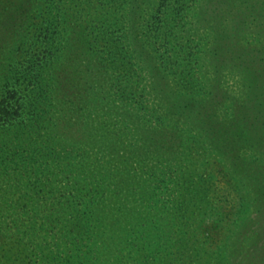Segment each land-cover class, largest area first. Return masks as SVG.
<instances>
[{
    "label": "rangeland",
    "instance_id": "rangeland-1",
    "mask_svg": "<svg viewBox=\"0 0 264 264\" xmlns=\"http://www.w3.org/2000/svg\"><path fill=\"white\" fill-rule=\"evenodd\" d=\"M100 1L106 7L101 24H108L101 31L111 29L107 39L99 37L97 30L100 31V27L95 28L90 21L96 18ZM104 1L83 0L76 4L77 0H72L59 10L60 13H71L75 8L72 13L76 14V19L65 24L64 36L70 42L63 49L66 53L55 52L52 60L56 76L53 86L57 88L58 98L52 100L53 104L47 110H44L43 102L35 120L52 116L49 130L54 129L57 136L68 138V142L61 144L56 138L57 142L47 149V144L39 141L47 135L41 134L34 122L27 123L26 114L25 122L18 126L19 132L23 133V128L29 127L38 137L36 144L25 148L27 153L23 152L21 158L29 157L28 163L38 158L41 164L44 162L43 169L47 167L46 161L49 162L53 183L58 182L56 186L47 184L43 197L48 195V199L57 201L61 192L65 195L73 192V187L65 184L63 175L68 174L75 163L80 166L81 153L77 151L87 149L86 156L94 167L99 160L97 155L104 153L99 148L108 145L109 154L116 158L109 156L108 163L117 162L120 153L127 158L126 163L120 162L122 172L113 173L122 177L129 172L135 178L128 185L119 187L129 198L126 202L144 203L148 208L163 207V210H172L176 216L183 213L190 217L189 236L195 234L194 240L202 243H192L194 240L190 237L191 248L199 246L201 254L206 249L216 257L221 253L217 249L221 245L224 248L222 264H264V126L250 128L248 133L254 139L245 143L234 134L244 121L236 120L233 125H227L228 114H244L230 110L227 96H232L234 101L242 93L237 73H264V0H254L250 10L245 8L249 20H245V12L240 11L237 19L244 20L237 24L231 38L215 48L217 51L207 44L203 49L197 46L200 34L207 30L204 27L210 22L218 24L227 10L216 0L202 5L204 13L199 21L192 23H189L190 11L176 14L173 8H177L178 3L173 0H166L159 12L156 9L163 0H135L132 4L138 9L130 15L127 11L122 13L120 7L117 9V6H123L118 2ZM187 5L188 2L183 3L184 9ZM10 20L2 18L1 25L16 28L17 21ZM89 31L94 32L89 34ZM123 32L128 34L129 38L124 40L130 46L116 42L115 38L124 36ZM3 34L0 33V37H4ZM18 34H10L7 38L14 40ZM87 35L96 39L92 49L81 41ZM208 37L205 35V42ZM2 40L0 43L7 47L9 41ZM43 46L36 48L39 51ZM110 52H117L116 57L110 59ZM4 58L3 53L0 61ZM3 71L0 68V75ZM211 81L218 83L213 85L214 97L184 110L182 104L186 93L181 96L177 92H184L189 87L203 91ZM92 88L100 93L91 95ZM260 90L261 87L258 93ZM257 100H248L250 109L245 114H264L259 111L261 108L264 111V99L262 102ZM55 103L57 107H54ZM56 108L62 110L58 112ZM67 151L76 155L70 166L66 165ZM14 153L15 150L9 154L13 157ZM231 155H240L243 163L233 162L234 166H228L229 159L226 160ZM2 168L0 175L9 169L13 171L0 176V245L12 241L17 231L13 219L18 215L19 225L26 226L35 214V205H40L43 200L35 189H30L34 175H26L28 165L23 174L17 173L15 164ZM59 171L61 173L57 175ZM184 171L185 177L178 178L177 174ZM194 180L196 184H193ZM238 183L248 188V198L253 199V204L248 211L250 216L234 226V205L240 196L235 188ZM144 190L145 197L141 196ZM35 194L38 203L28 202ZM204 194L210 200L206 205ZM184 197L189 198L185 202L189 209L179 205ZM22 203L26 207L20 209ZM44 207L43 203L39 208ZM45 227L50 228L44 225L41 230ZM185 242L187 240L172 250L171 258L174 257L175 262ZM27 259L25 257L24 263ZM3 260L0 257V262ZM4 264L13 263L8 259Z\"/></svg>",
    "mask_w": 264,
    "mask_h": 264
},
{
    "label": "trees",
    "instance_id": "trees-1",
    "mask_svg": "<svg viewBox=\"0 0 264 264\" xmlns=\"http://www.w3.org/2000/svg\"><path fill=\"white\" fill-rule=\"evenodd\" d=\"M71 1L0 0V33L4 32V37L0 38L3 39L2 41H5L4 39L9 41L6 44L7 47H4L5 44L0 43V55L5 54L4 60L0 61V68L4 70L0 75V167L5 168L15 164L17 173L21 172L23 174V169L28 165L29 171L26 172V175H34L30 189H35L34 191L40 195V199L43 197V193H46L45 189H48L47 184L56 186L58 182L53 183V176H50L52 172L49 170L50 168L48 169L49 162L46 161L47 167L43 169L44 162L41 164L38 158H33L34 163H28L29 157L27 159L21 158L22 153L26 152L24 151L25 148L30 144H36L38 137L33 135L34 133H32V130L30 131L29 127L28 129L23 128V133L19 132L18 126L25 122L24 116L26 114L27 123L34 122L36 127L40 129L41 134L47 135L42 137L44 140H39L40 143L47 144V149L54 142H57L56 138L61 140V144L68 142V138L66 140L57 136L58 134L54 129L49 130L51 127L48 125H52L50 123L53 119L52 116L45 117L40 121L35 120V116L43 102L44 110H47L53 104L52 100L56 101L58 98L57 88L55 89L53 86L56 76L52 67L54 61L52 60L55 58V52L65 54L67 50L63 49H66L70 43L64 36V30L67 22L70 23L73 19H76V14L72 13L75 8L71 13H60L59 10L65 7V3ZM110 1L123 5L117 6V9L120 7L122 13L127 11V15L136 12L138 9V6L132 4L135 3V0ZM163 1V4H158L156 11H160L161 5L165 6L166 0ZM173 1L178 3L177 8L176 6L173 8L176 14L190 11L189 23H192L199 21L204 13L201 6L207 2L210 3L212 0ZM216 1L226 6L227 10L223 13L222 21L218 24L213 25L214 22H210L208 26L204 27L207 30L200 34L197 43V46L202 49L206 44L208 47H214L215 49L221 42L231 38L234 30L237 29V24L244 20V18L237 19L240 11L244 14L245 8L250 10L254 0ZM81 2L83 0H77L76 4ZM104 2L109 1L105 0ZM187 2L188 5L184 9L183 3ZM60 3L63 4L62 7H60ZM104 4L103 1L97 3L96 18L90 20L93 21L95 28L96 26L100 27V31H97L101 35L99 36L101 39H107L108 33H111V29L101 31V28L108 25L101 24L106 10ZM246 13L245 20H249V15ZM4 17L13 21L16 20L17 27L1 25V19ZM97 18L99 20H96ZM119 18L117 17L118 20ZM155 18L160 20L159 16ZM16 33H19L16 39L8 40V35H15ZM122 34L124 36L115 38L116 42L119 41L123 46H130L128 41L124 40V38L126 40L129 38L128 34L126 32ZM205 35L209 36L206 42ZM81 41H83V44H87L90 49L94 48L96 43V39L88 38V35L85 39L82 38ZM42 44L44 46L38 51L36 47ZM112 47H114V44ZM116 54L117 52H110L108 55H111L110 59H112L116 57ZM237 75L242 93L240 96L235 97L234 101H232V96H227L230 98L228 99L231 104L230 110L244 114H228L227 125H233L236 120L244 121L243 124H240L244 127L241 128L239 125L240 127H237L234 134L240 138V141L250 143L254 138L248 133L249 129L257 128L258 125L264 126V114L245 113L250 109L248 100L251 98L260 100L259 97H261L260 101L262 102L264 99V73L249 74L240 72ZM214 84L218 83L209 82L206 87L204 86L203 91L191 87L184 92L182 90L178 91L177 94L181 96L186 93V100L182 104L183 109L190 110L204 103L206 98L214 97L215 92L212 90ZM260 87L262 90L258 93ZM94 89H91V95L100 93V91L96 92V89L95 91ZM254 94H258L259 97ZM57 105L55 103L54 107H57ZM61 110V108H56L58 112ZM262 110L261 108L259 111L264 112ZM248 122L249 125L246 126L245 124ZM260 122L261 124H259ZM14 150L15 156L12 157L9 153ZM99 150H103L104 153L97 155L99 160L94 167L91 166L89 157L86 156L88 154L87 149L77 151V153H81L80 166H75V163L68 174L63 175L65 176V184L73 187V192L70 191L66 195L61 192V196L57 201L51 198L48 199L49 196L45 195L42 198L43 200L41 199L42 203L35 205V214L24 227L19 225L18 215L13 219L17 231L14 232V237L10 243L5 242L0 245V257L4 258L0 264L7 263L8 259L13 264H211L213 261L222 264L223 258L221 257H223L224 248L221 245H219V248L217 247L221 253H218L216 257L212 256V253H209L206 249L201 254L199 246L191 248L193 242L200 243V245L202 243L194 240L195 234L189 236L190 225L188 227L187 224L191 222L190 217L185 216L183 213L181 216H176L172 210H163V207L148 208L144 206V203L133 205L131 202H126L129 198H127L125 191H120L119 187L128 185L135 178L130 176L129 172L123 173L122 177H117L114 174L117 171L122 172L120 162L126 163V156L120 153L119 160L111 164V162H107L108 157L116 158L112 157V153L109 154L108 145L100 147ZM114 151L116 153V150ZM72 154L68 151L65 154L67 157L66 165L68 166L73 163L71 159L76 157ZM189 157L191 156L189 155ZM226 161H228V166H234V163L241 164L244 160L240 155L238 157H232L231 155ZM92 164L95 163L92 162ZM128 168L127 171L130 169ZM9 171L12 172L13 170L9 169ZM9 171L7 170L0 176L7 175ZM60 173V171L57 172V175ZM184 174L185 171L179 172L177 177L184 178ZM27 183H30V180ZM193 184H196L195 180ZM235 188L240 195L237 198L236 205H234V219H236L234 226H238L241 221L250 216L251 213L248 214V211L252 207L253 199L248 198L249 190L246 186L238 183L235 184ZM184 191H186L185 187ZM145 194L146 191L144 190L141 196L145 197ZM204 195L203 199L206 205L210 200L207 195H205L206 197ZM35 197L36 194L32 199L30 197L28 202L38 203ZM188 199L184 197L179 201V205L189 209L190 206L185 203ZM43 203L45 205L42 208L44 213H41L42 210L39 207H43ZM24 205L25 203H22L20 209L25 208ZM21 211L23 212V210ZM44 225H48L50 228L45 227V230L42 231L41 227ZM190 237L194 240L192 243L188 242ZM37 238L40 239L37 240ZM186 240L187 242L183 244L177 254L179 258L175 262L174 257L171 258L173 256L172 250ZM53 247L56 249L53 250ZM25 257H28V259L24 263ZM201 259L202 262H200Z\"/></svg>",
    "mask_w": 264,
    "mask_h": 264
}]
</instances>
